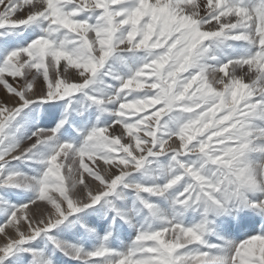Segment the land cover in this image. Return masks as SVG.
<instances>
[{
	"label": "snow or ice",
	"instance_id": "obj_1",
	"mask_svg": "<svg viewBox=\"0 0 264 264\" xmlns=\"http://www.w3.org/2000/svg\"><path fill=\"white\" fill-rule=\"evenodd\" d=\"M0 264H264V0H0Z\"/></svg>",
	"mask_w": 264,
	"mask_h": 264
},
{
	"label": "rangeland",
	"instance_id": "obj_2",
	"mask_svg": "<svg viewBox=\"0 0 264 264\" xmlns=\"http://www.w3.org/2000/svg\"><path fill=\"white\" fill-rule=\"evenodd\" d=\"M45 123H47V121H45Z\"/></svg>",
	"mask_w": 264,
	"mask_h": 264
}]
</instances>
